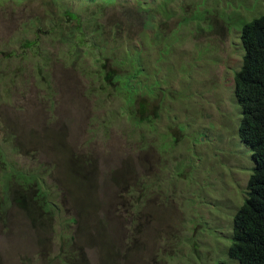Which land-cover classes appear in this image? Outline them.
<instances>
[{
  "label": "rangeland",
  "instance_id": "obj_1",
  "mask_svg": "<svg viewBox=\"0 0 264 264\" xmlns=\"http://www.w3.org/2000/svg\"><path fill=\"white\" fill-rule=\"evenodd\" d=\"M261 16L264 0H0V264H46L63 235L74 264H238L226 252L253 162L233 73ZM120 66L148 71L112 81L159 94L140 100L160 108L155 128L119 111L115 84L99 90ZM12 173L55 199L48 227L9 205Z\"/></svg>",
  "mask_w": 264,
  "mask_h": 264
},
{
  "label": "trees",
  "instance_id": "obj_2",
  "mask_svg": "<svg viewBox=\"0 0 264 264\" xmlns=\"http://www.w3.org/2000/svg\"><path fill=\"white\" fill-rule=\"evenodd\" d=\"M239 39L244 55L241 66L233 73L234 94L241 115L237 137L250 150L253 167L246 183V197L233 216L231 243L226 253L228 258L238 264H264V16L244 24ZM142 74L145 77L148 74L144 67H134V70L124 66L110 67L100 75L99 90L104 91L105 87L115 84V91L119 96L122 95L119 111L124 114L128 110V119L134 125H152L153 129L160 108L150 111V117L145 113L144 106L146 101L158 100L159 94L152 99L139 98L133 93V84L123 90L121 84L117 87L119 84L112 81L114 76L127 75L133 80ZM145 80L144 85L147 86L148 80ZM158 86L161 89L164 87L160 83ZM4 176L12 181V186L5 187L10 193L9 205L21 210L33 225L43 219L48 227L58 212L55 199L50 196L48 189L42 187L32 174L12 173ZM33 190L34 194L30 195ZM143 191L149 194L146 188ZM136 198L139 200V197ZM4 203V200L0 202V213H4ZM131 208H137L136 200ZM71 222L72 219L66 224ZM60 241L54 259L45 261L46 264H74L76 256L83 257L79 246L76 249L73 247L76 246L74 236L63 235Z\"/></svg>",
  "mask_w": 264,
  "mask_h": 264
}]
</instances>
